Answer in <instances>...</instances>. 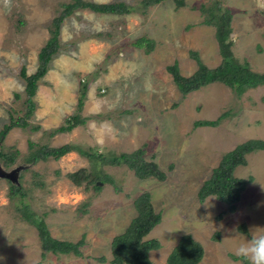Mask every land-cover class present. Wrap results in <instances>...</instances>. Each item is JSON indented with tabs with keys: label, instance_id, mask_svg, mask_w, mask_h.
<instances>
[{
	"label": "rangeland",
	"instance_id": "obj_1",
	"mask_svg": "<svg viewBox=\"0 0 264 264\" xmlns=\"http://www.w3.org/2000/svg\"><path fill=\"white\" fill-rule=\"evenodd\" d=\"M66 1L10 0L9 6L0 0V128L9 114H23L19 67L23 65L26 73L34 70L36 52L49 35V21ZM122 1L134 10L117 14L77 8L62 19L60 45L37 81L28 124L11 127L0 140V149L18 150L9 166L0 160L1 170L10 175H0V264H111L110 239L135 214L132 199L145 190L160 212L159 222L145 235L160 243L148 252L152 264H164L181 233L202 245L198 264H241L230 254L246 237L264 233V149L246 153V163L233 169L237 176H252L233 211L212 194L202 201L196 196L200 182L225 150L246 138L264 139V83L236 95L213 81L181 97L167 64L176 61L179 72L188 75L196 67L189 49L209 67L220 59L214 26L200 23L199 4L213 0H184L181 6L173 0L148 5ZM217 1L231 14L233 55L238 61L245 59L251 69L264 71V0ZM141 35L151 39L149 48L134 44ZM81 89L84 122L48 134L74 111ZM224 111L216 125L194 124ZM105 122L117 130L115 136L107 132ZM34 124L35 129L30 127ZM99 138L102 145L97 144ZM29 140L35 146L69 142L94 155L141 147L144 159L155 161L164 178H139L125 164L101 163L76 149L57 159L27 162ZM79 167L102 177L95 180L98 188L92 180L72 183L65 173ZM7 179L22 186V196L7 195ZM24 203L44 219L51 236L82 238L81 254H41L34 225L18 215L17 207ZM240 223L247 233L239 230Z\"/></svg>",
	"mask_w": 264,
	"mask_h": 264
},
{
	"label": "trees",
	"instance_id": "obj_2",
	"mask_svg": "<svg viewBox=\"0 0 264 264\" xmlns=\"http://www.w3.org/2000/svg\"><path fill=\"white\" fill-rule=\"evenodd\" d=\"M162 0H140L142 4H155ZM175 6L184 4V0H173ZM219 1L213 0L211 4H199V10L203 13L200 23L210 24L214 26V37L217 44V50L220 55L218 63L214 66H207L200 59L195 49H189L188 54L194 59L196 63L195 69L188 75H182L179 72L176 61L165 66V69L171 74L172 81L183 97L187 92L197 89L201 85L209 82L218 81L228 86L236 95H239L247 88L254 87L258 84L264 83V71H256L251 69L244 59L238 61L231 50L232 39L229 37L231 26L228 19L230 18V11L227 7L218 5ZM61 8L58 13L53 15L49 21L48 32L49 35L43 41L36 52V66L33 71L26 73L25 67H19V75L24 80L23 86V114L12 115L9 114L7 122H4L0 128V140L5 133L13 126L24 127L28 124L27 118L32 114L35 103L32 96L36 90L37 81L41 78L49 67V62L52 55L59 48V28L62 19L77 8H88L95 12L104 13H129L134 10V6L122 0L116 1H92V0H69L61 3ZM137 46L146 44V48L151 45V39L143 35L138 36L134 40ZM148 50V49H147ZM14 95L18 94L14 92ZM83 91L76 98L74 111L63 118V122L57 126L49 129L48 134L56 132L68 131L72 127L81 124L85 120V116L80 114L82 108ZM226 112H221L214 119H196L195 125H216L218 120L225 115ZM35 129L38 125H30ZM37 145V144H36ZM27 146L29 151L24 157L27 162H34L38 159H47L48 157L57 159L64 153L71 149H76L80 154L86 156L97 157L101 163H108L111 165L125 164L133 173L139 178L154 177L162 180L164 172L161 171L156 162L151 159H144L142 156L143 149L136 147L130 151H119L108 155H94L81 147L73 146L69 142H63L59 145H48L45 143L34 145L33 141H28ZM257 149H264V139L260 137L246 138L236 143L232 148L225 150L217 163L211 168L207 177L200 182L196 196L199 201H202L209 194L226 203V209L233 211L235 203L239 199L240 192L245 185L252 180L251 175L245 177L237 176L233 173V169L237 165H244L246 163L245 154ZM18 150L0 149V160L4 166H9L14 159ZM66 176L72 183L78 185L82 180H92L93 187L98 188L95 180L102 177L91 174L90 171H85L83 167H79L73 171L66 172ZM105 179L108 178L105 175ZM8 191L7 195L13 197L15 195L22 196L24 191L20 184L14 183L7 179ZM103 181V180H102ZM132 204L135 209V214L129 219L122 231L115 233L109 243V250L111 257L109 259L111 264H152L148 256L151 249L159 247L160 243L155 237H145L147 232L159 222L160 212L153 208L150 201L148 191H142L132 199ZM18 215L23 220L34 225L39 244L44 251L52 253H68L80 255V245L82 238L75 241L58 239L50 235L46 228L44 219L36 216L27 204H22L17 207ZM238 228L242 233H247L243 223L238 224ZM203 254V248L200 242L194 239L189 233H181L176 242L167 252L164 258V264H198ZM234 259L237 257L230 254ZM100 259H103L101 256ZM240 259V258H239ZM33 264H40L36 261Z\"/></svg>",
	"mask_w": 264,
	"mask_h": 264
},
{
	"label": "clouds",
	"instance_id": "obj_3",
	"mask_svg": "<svg viewBox=\"0 0 264 264\" xmlns=\"http://www.w3.org/2000/svg\"><path fill=\"white\" fill-rule=\"evenodd\" d=\"M10 6V0H6ZM151 90L150 85L148 86ZM107 132L115 136L116 129L110 123L105 122ZM103 138L97 139V144H103ZM234 255L240 258L241 264H264V233L252 234L245 238L234 250Z\"/></svg>",
	"mask_w": 264,
	"mask_h": 264
},
{
	"label": "water",
	"instance_id": "obj_4",
	"mask_svg": "<svg viewBox=\"0 0 264 264\" xmlns=\"http://www.w3.org/2000/svg\"><path fill=\"white\" fill-rule=\"evenodd\" d=\"M0 175L10 177V175H9L8 173H4V172L1 170V168H0Z\"/></svg>",
	"mask_w": 264,
	"mask_h": 264
}]
</instances>
